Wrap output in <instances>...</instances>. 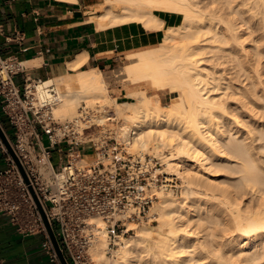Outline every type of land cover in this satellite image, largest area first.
I'll list each match as a JSON object with an SVG mask.
<instances>
[{
	"label": "bare ground",
	"instance_id": "bare-ground-1",
	"mask_svg": "<svg viewBox=\"0 0 264 264\" xmlns=\"http://www.w3.org/2000/svg\"><path fill=\"white\" fill-rule=\"evenodd\" d=\"M98 8H111L97 18L100 28L137 22L164 29L158 47L130 54L132 61L115 72L133 84H150L157 94L135 89L134 102L114 104L123 118L119 133L136 132L134 152L162 157L164 172L181 178L185 191L159 193L148 212L159 224H133L135 233L121 239L113 260L104 232L93 256L99 264H264V171H255L254 160V150H264V0H105ZM155 12L183 23L164 28ZM107 78L93 69L45 78L37 97L44 101L46 88L55 85L61 102L53 115L73 119L83 103L109 102ZM165 92L174 94L167 106L159 95ZM100 110L97 121L104 124L108 111ZM227 148L247 167L235 164L244 171L238 186L228 179L240 169L228 177L217 163L228 161ZM90 223L104 226L100 219ZM214 225L226 227L221 245L213 243Z\"/></svg>",
	"mask_w": 264,
	"mask_h": 264
},
{
	"label": "built area",
	"instance_id": "built-area-1",
	"mask_svg": "<svg viewBox=\"0 0 264 264\" xmlns=\"http://www.w3.org/2000/svg\"><path fill=\"white\" fill-rule=\"evenodd\" d=\"M24 68L18 58L0 53V101L14 134L9 137L0 124L8 143L0 136L6 164L0 171V217H7L23 235H42L51 261L62 264L45 215L69 264H95L91 250L103 232L113 256L121 239L134 232L131 224L147 218L159 193L178 192L182 179L164 172L162 157L132 152L136 132L122 136L111 128L118 121L108 106L83 105L75 118L56 119L53 109L61 93L52 84L40 102V80L26 76L22 88L16 81ZM100 109L108 111L104 124L97 121ZM87 146L91 149L86 153ZM57 147L66 155L58 170L51 163ZM94 218L104 226L91 224Z\"/></svg>",
	"mask_w": 264,
	"mask_h": 264
},
{
	"label": "crops",
	"instance_id": "crops-1",
	"mask_svg": "<svg viewBox=\"0 0 264 264\" xmlns=\"http://www.w3.org/2000/svg\"><path fill=\"white\" fill-rule=\"evenodd\" d=\"M105 0H0V53L18 58L25 73L16 81L21 88L32 80L63 77L84 70L115 71L130 54L153 48L156 32L137 22L100 28ZM147 31V32H146ZM85 60L79 68L71 64ZM38 63V64H37ZM115 95L130 98L129 91L114 83ZM0 101V124L13 137ZM12 128V126H11ZM13 129V128H12ZM6 167L0 151V171ZM0 260L3 264H55L42 235H23L7 217H0Z\"/></svg>",
	"mask_w": 264,
	"mask_h": 264
},
{
	"label": "rangeland",
	"instance_id": "rangeland-1",
	"mask_svg": "<svg viewBox=\"0 0 264 264\" xmlns=\"http://www.w3.org/2000/svg\"><path fill=\"white\" fill-rule=\"evenodd\" d=\"M111 8H104L103 9V12L104 13H106L107 11H109ZM158 16H159V18H161L162 19V21H163V25H164V28H170V27H179L182 23H183V19L181 18V17H179V18H176V17H174L173 15H170V14H167V13H163V12H155ZM161 21V20H160ZM158 28H155V30L153 29V30H151V31H154V32H156L157 34H156V36H157V42H156V44H155V46L154 47H158L161 43H162V41H163V33H164V29L163 28H159L158 30H157ZM128 58V61H126L123 65H122V67H124V66H126L128 63H130L132 60L130 59V57H127ZM122 67H120V68H122ZM120 68H118L117 70H115V71H110V72H103L105 75H106V77L108 76L109 78H107L108 79V81H109V95H110V100H109V102L107 103V104H105L104 106H110L109 107V109L108 110H110V111H112V112H114L115 114H116V112H117V106L114 104V99H116V101L117 102H120V103H124V102H134L135 101V97L133 96V95H131V92H133V91H136L135 89H137V90H146V92L149 94V95H154V94H157V92H156V90L150 85V84H147V83H142V84H133V83H131L130 81H127V80H125V79H123L122 77H116V73L115 72H117ZM114 83H117V84H121L123 87H125V88H127V90L130 92L129 93V97L130 98H119L118 97V95H115V94H113V93H115L116 91L114 90V88H113V84ZM151 86V87H150ZM56 87V86H55ZM57 88V87H56ZM57 90H58V88H57ZM59 91V90H58ZM60 92V91H59ZM159 95H160V101H161V105H164V106H167V105H169V104H172V102H173V100H174V94H172V93H170V92H165V93H159ZM102 103H99L98 104V106H100ZM83 105H87L86 103H83L81 106H80V108L83 106ZM88 106V105H87ZM97 107V105L94 107V108H96ZM101 107H103L102 105H101ZM79 108V109H80ZM90 108H93V107H90ZM124 109H126V107L124 108ZM54 112V111H53ZM104 113V111L103 110H101L100 112H98L100 115H104L103 113ZM78 113H79V110H78ZM78 113H77V115L76 116H78ZM54 114V113H53ZM118 117H117V124H115V126H110L111 128H114V129H119V126H120V124H121V122H123V118L121 117V115H118V113L116 114ZM115 116V115H114ZM54 117H55V115H54ZM56 119H58V120H60V121H65V119H60V118H56ZM67 120H71V119H67ZM5 124H6V126L10 129V132L12 133V135H13V129L11 128V124H10V122L8 121V120H6L5 121ZM259 144V143H258ZM90 149H91V146H87V148H86V153L87 152H89L90 151ZM132 149V148H131ZM228 149V148H227ZM132 151L134 152L135 150L134 149H132ZM230 151V149H228V152ZM134 153H137V152H134ZM148 154H153V151H149V152H147ZM147 153H145V154H147ZM167 151L165 152V154L167 155ZM231 153H233L232 151H230V153H228V154H230V155H228V157H229V159H228V161H222V160H219V161H217V163L220 165V166H222L225 170H227V172H228V177L229 176H231V174L230 173H232L233 174V172H234V168H235V171H237V169L239 168H241V167H236V166H242V164H243V162H242V160L241 159H239L238 157H237V155L236 154H232V155H234V156H232L231 155ZM254 153H256V155L253 157L254 158V160L256 161L255 163L256 164H259V168L257 167V169L258 170H255V171H257V172H262V171H264V150L263 149H257V150H254ZM231 156H232V158H231ZM235 158H236V160H238V161H236L235 160ZM65 159H66V155H62L60 152H59V147H57V148H54V149H52V158H51V163H52V165L54 166V168L56 169V170H58L59 168H60V166H61V164L65 161ZM253 160V159H252ZM87 162V161H86ZM240 162V163H239ZM241 162H242V164H241ZM84 163V162H83ZM231 164V165H230ZM235 164H239V165H236L235 166ZM232 167V168H231ZM243 167V166H242ZM231 170H230V169ZM245 168H247V167H243V168H241V169H244V171H245ZM163 169H166V165L163 167ZM232 169H233V171H232ZM241 169L240 170H238V171H240V173L237 171L236 173H234V175L235 174H237V175H239L240 174V176H237V178H236V175L233 177V176H231V177H229V182H231V181H234V179H235V182H236V180H238L239 182H241L242 183V177H243V173H244V171L242 172L241 171ZM256 169V168H255ZM254 171V170H253ZM256 173V172H255ZM259 173V174H260ZM263 174V173H262ZM238 177H240V178H242V179H238ZM241 180V181H240ZM183 181V180H182ZM238 181L235 183V182H232V185H236L237 183H238ZM243 181H244V179H243ZM235 183V184H234ZM240 183V184H241ZM231 184V183H230ZM239 184V183H238ZM238 184H237V186H238ZM239 184V185H240ZM183 186H184V188H183ZM183 191H185V184H184V182H182V187H181V189L178 191V192H174V194L175 195H179V194H181ZM170 193V192H169ZM164 194V193H163ZM158 201V200H157ZM143 221V222H142ZM141 222H139L138 224H141V223H150V224H152V225H154V226H157L158 224H159V221H158V218H151L150 219V216H149V213H148V215H147V218H145L144 220H142ZM151 221V222H150ZM130 227H133V224H131V226ZM214 233H215V235H214V237L212 238V240H213V243H215V245H221V243L224 241V239H223V232H224V230L226 229V227L225 226H221V225H214ZM133 233H135V230H134V232H132L131 234H133ZM228 234V236H230V233H227ZM129 236V235H128ZM228 236H227V238H228ZM127 237V236H126ZM108 240V239H107ZM221 241V242H220ZM119 247H117L114 251L116 252L117 251V249H118ZM115 252H114V256H115ZM91 254H92V257H93V260L95 261V264H99L98 262H97V259H96V257L95 256H93V250H91ZM114 256L112 257L111 255H109L108 253H107V257H108V259L109 260H113V258H114Z\"/></svg>",
	"mask_w": 264,
	"mask_h": 264
},
{
	"label": "water",
	"instance_id": "water-1",
	"mask_svg": "<svg viewBox=\"0 0 264 264\" xmlns=\"http://www.w3.org/2000/svg\"><path fill=\"white\" fill-rule=\"evenodd\" d=\"M0 136H1V138L4 140V142H5L6 144H8V143H7V138H6V136H5L4 132H3V130L1 129V127H0ZM8 146H9V145H8ZM9 149H10V148H9ZM10 151H11L12 155L14 156V154H13V152H12L11 149H10ZM14 157H15V156H14ZM15 158H16V157H15ZM43 217H44V220H45V222H46V225H47V229H48L49 235H50V237H51V240H52V242H53V245H54L55 250H56V252H57V254H58V256H59V259H60L61 263H62V264H69L68 261H67V259H66V257H65V255H64V253H63V251H62V249H61V247H60V244H59V242H58V240H57V238H56V236H55V234H54L52 228L49 226V224H48V222H47V219H46L45 215H43Z\"/></svg>",
	"mask_w": 264,
	"mask_h": 264
}]
</instances>
